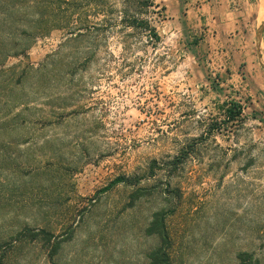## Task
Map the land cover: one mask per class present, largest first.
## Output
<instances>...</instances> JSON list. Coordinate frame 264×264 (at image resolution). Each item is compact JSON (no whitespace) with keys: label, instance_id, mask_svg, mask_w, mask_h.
I'll return each mask as SVG.
<instances>
[{"label":"rangeland","instance_id":"1","mask_svg":"<svg viewBox=\"0 0 264 264\" xmlns=\"http://www.w3.org/2000/svg\"><path fill=\"white\" fill-rule=\"evenodd\" d=\"M255 1L263 73L249 66L250 84L230 87L213 42L204 37L202 49L188 25L176 30L162 0H0L7 264H148L158 240L146 229L163 209L172 264H239L243 251L264 264V0ZM138 17L159 40L131 25ZM232 100L243 122L227 119ZM139 187L146 194L133 202ZM27 228L54 237H19ZM56 237L66 240L54 251Z\"/></svg>","mask_w":264,"mask_h":264},{"label":"crops","instance_id":"2","mask_svg":"<svg viewBox=\"0 0 264 264\" xmlns=\"http://www.w3.org/2000/svg\"><path fill=\"white\" fill-rule=\"evenodd\" d=\"M162 1L171 16L170 23L176 30L180 26L188 25L191 28L188 37L193 41L197 40L202 49L204 37L213 42L216 57L220 61L217 71L225 77L224 83H228L230 87L248 86L250 83L246 73L250 70L249 66L254 72L257 71L259 76L263 73L255 67L256 56L252 49L259 31V23L255 17L259 11L258 1ZM230 42L235 43V46L232 45L231 48ZM242 57H246L249 61L247 68L241 67Z\"/></svg>","mask_w":264,"mask_h":264},{"label":"trees","instance_id":"3","mask_svg":"<svg viewBox=\"0 0 264 264\" xmlns=\"http://www.w3.org/2000/svg\"><path fill=\"white\" fill-rule=\"evenodd\" d=\"M149 3V2H148ZM151 5V4H150ZM133 26L136 27H142L146 28L150 32V36L154 37L155 39L159 40L160 35L157 31V29L151 25L150 21L147 19L142 18H134L131 22ZM198 41L194 40V43L196 44ZM223 110L225 111V115L227 119H232L243 122L244 120V106L236 101L232 100L230 102H227L223 106ZM128 180L125 176L124 177H118L114 181H112L108 186L103 188V192L110 191L113 187H115L120 181ZM146 187H139L132 193V201L143 197L146 193L144 192ZM168 211L163 209L159 210L154 213L153 218L151 222L149 223L146 233L150 236L155 237L158 240V245L154 249H152L148 254V264H172V238L170 235V231L167 225V218H168ZM29 233L24 234V233ZM26 231L19 232L18 236L21 237V235L25 237H31L33 239L37 238L40 234H45L48 239V241L51 243L52 238L54 237L53 233L47 232L46 230H41L40 232H36L32 230L31 228H27ZM65 238H59L56 237L55 241L53 242V248L54 251H57L60 249L62 243L65 241ZM3 245L0 244V264H7L6 257H5V251L2 250ZM2 251V252H1ZM239 258V264H259L258 258L255 257L254 253H251L249 251H243L240 252L238 255Z\"/></svg>","mask_w":264,"mask_h":264}]
</instances>
